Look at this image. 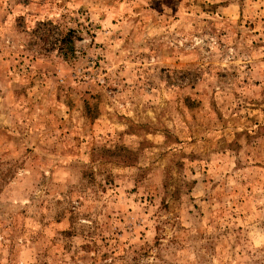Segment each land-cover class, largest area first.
Listing matches in <instances>:
<instances>
[{"label": "rangeland", "instance_id": "rangeland-1", "mask_svg": "<svg viewBox=\"0 0 264 264\" xmlns=\"http://www.w3.org/2000/svg\"><path fill=\"white\" fill-rule=\"evenodd\" d=\"M0 264H264V0H0Z\"/></svg>", "mask_w": 264, "mask_h": 264}]
</instances>
